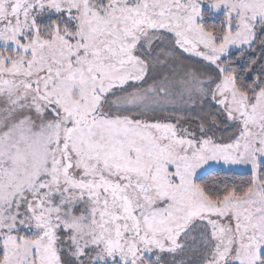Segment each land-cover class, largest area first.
I'll return each instance as SVG.
<instances>
[{"label":"snow or ice","instance_id":"snow-or-ice-1","mask_svg":"<svg viewBox=\"0 0 264 264\" xmlns=\"http://www.w3.org/2000/svg\"><path fill=\"white\" fill-rule=\"evenodd\" d=\"M0 264H264V0H0Z\"/></svg>","mask_w":264,"mask_h":264}]
</instances>
